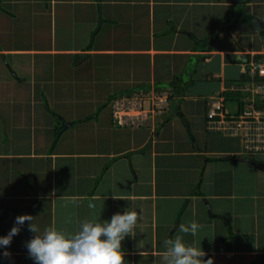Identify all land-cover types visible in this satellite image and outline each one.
<instances>
[{
  "label": "crops",
  "instance_id": "crops-1",
  "mask_svg": "<svg viewBox=\"0 0 264 264\" xmlns=\"http://www.w3.org/2000/svg\"><path fill=\"white\" fill-rule=\"evenodd\" d=\"M244 1L0 0V237L30 212L41 231L75 233L128 209L139 216L124 264H161L176 236L214 264L262 263L264 154L206 131L212 103L227 116L264 110L253 92L264 0L243 6L250 23L235 16L210 41ZM179 77L194 81L186 95L166 87ZM154 90L172 94L166 116L117 126L115 99ZM193 221L195 236L179 232ZM20 228L0 264L21 263ZM25 264H35L28 253Z\"/></svg>",
  "mask_w": 264,
  "mask_h": 264
},
{
  "label": "clouds",
  "instance_id": "clouds-1",
  "mask_svg": "<svg viewBox=\"0 0 264 264\" xmlns=\"http://www.w3.org/2000/svg\"><path fill=\"white\" fill-rule=\"evenodd\" d=\"M206 131L209 132L207 125ZM138 216L136 211L126 209L123 214L115 213L110 221L91 217L80 222L77 232L66 233L55 227H46L41 231L35 223L37 217L20 215L7 236L0 237V247L10 246L13 237L20 233V226L28 222V230L34 234V238L27 242L26 247L29 258L35 264H124L126 253L122 251V241L133 233ZM202 227L193 221L188 226L179 225L178 230L195 236ZM163 244L165 251L161 264H214L213 258L205 260L207 253L201 247L186 244L181 236L167 239ZM10 255L7 251L3 252L5 258Z\"/></svg>",
  "mask_w": 264,
  "mask_h": 264
},
{
  "label": "built area",
  "instance_id": "built-area-1",
  "mask_svg": "<svg viewBox=\"0 0 264 264\" xmlns=\"http://www.w3.org/2000/svg\"><path fill=\"white\" fill-rule=\"evenodd\" d=\"M256 70L261 80L254 83L253 92L264 98V63ZM252 74L255 76L254 71ZM171 97L169 92L156 90L120 96L111 104L115 123L120 127L142 128L157 116L170 112ZM207 130L241 138L247 156L264 154V110L260 108H245L238 116H227L220 102L213 103L207 116Z\"/></svg>",
  "mask_w": 264,
  "mask_h": 264
},
{
  "label": "trees",
  "instance_id": "trees-1",
  "mask_svg": "<svg viewBox=\"0 0 264 264\" xmlns=\"http://www.w3.org/2000/svg\"><path fill=\"white\" fill-rule=\"evenodd\" d=\"M250 1L251 0H245L243 4H239L237 9L235 8L234 11L232 12L230 18L224 20L223 22H216L215 26H214L215 32H214L213 36L210 37V41H212L216 37V35L218 34L219 31H221L225 28L228 30V28L232 25V21L234 22L236 20V17H240V15L242 16V18L244 20H246L247 23H250V20H249L250 18L245 16L243 13V6ZM182 79L183 78L180 79V77L175 78V80L172 83H170L169 85H167L166 87L173 89L175 91V92L173 91L174 95H176L177 93L180 95H186L187 90L194 84V81L191 80V81L187 82L186 84H184V82H182L183 81ZM161 85L163 86V84H161ZM161 85H159V87ZM176 91H177V93H176ZM260 106L261 107H259V108H263V105H260ZM178 109L181 110V111H179V116L182 118H185V115H184L180 106ZM190 133H191V129H190ZM191 140H194L192 133H191Z\"/></svg>",
  "mask_w": 264,
  "mask_h": 264
},
{
  "label": "water",
  "instance_id": "water-1",
  "mask_svg": "<svg viewBox=\"0 0 264 264\" xmlns=\"http://www.w3.org/2000/svg\"><path fill=\"white\" fill-rule=\"evenodd\" d=\"M1 8V7H0ZM102 11V7L100 6V12ZM103 21V20H102ZM174 116H177V114H175ZM171 117L168 118V120L165 121V124L170 120ZM173 118V116H172ZM163 124L162 127L165 125ZM67 126H70V125H67ZM147 149L145 148L143 151L141 152H145ZM92 202V201H91ZM35 206H32L30 207V211H32L34 209ZM32 212H30V215H31ZM97 217V215H96ZM22 234H23V248H22V252H23V255H22V261L20 264H25V260H26V253H28V249L26 247V244L28 242V238H27V235H26V222L24 225H22ZM260 264H264V261H262V263Z\"/></svg>",
  "mask_w": 264,
  "mask_h": 264
},
{
  "label": "rangeland",
  "instance_id": "rangeland-1",
  "mask_svg": "<svg viewBox=\"0 0 264 264\" xmlns=\"http://www.w3.org/2000/svg\"><path fill=\"white\" fill-rule=\"evenodd\" d=\"M200 85V84H199ZM199 85H197V87L199 88ZM226 110L231 114L234 115L237 113V106L235 103L233 102H229L228 107L226 108ZM27 150L29 148H22V150Z\"/></svg>",
  "mask_w": 264,
  "mask_h": 264
},
{
  "label": "flooded vegetation",
  "instance_id": "flooded-vegetation-1",
  "mask_svg": "<svg viewBox=\"0 0 264 264\" xmlns=\"http://www.w3.org/2000/svg\"><path fill=\"white\" fill-rule=\"evenodd\" d=\"M211 105H212V104H211ZM210 108H211V106H210ZM210 108H209V109H210ZM206 115H207V113H206Z\"/></svg>",
  "mask_w": 264,
  "mask_h": 264
}]
</instances>
